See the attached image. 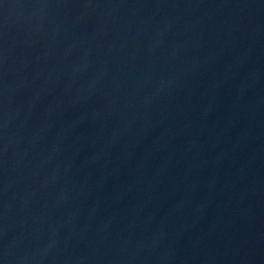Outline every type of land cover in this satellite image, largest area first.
<instances>
[{"label": "water", "instance_id": "95a60500", "mask_svg": "<svg viewBox=\"0 0 264 264\" xmlns=\"http://www.w3.org/2000/svg\"><path fill=\"white\" fill-rule=\"evenodd\" d=\"M247 264H264V234L252 253Z\"/></svg>", "mask_w": 264, "mask_h": 264}]
</instances>
